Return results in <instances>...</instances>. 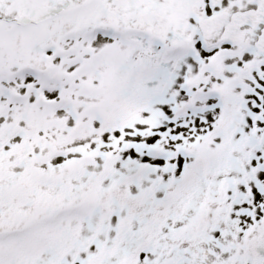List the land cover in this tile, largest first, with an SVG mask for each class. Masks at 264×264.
<instances>
[{"label": "snow or ice", "instance_id": "snow-or-ice-1", "mask_svg": "<svg viewBox=\"0 0 264 264\" xmlns=\"http://www.w3.org/2000/svg\"><path fill=\"white\" fill-rule=\"evenodd\" d=\"M0 264H264V0H0Z\"/></svg>", "mask_w": 264, "mask_h": 264}]
</instances>
